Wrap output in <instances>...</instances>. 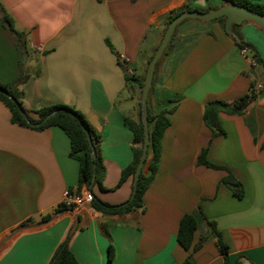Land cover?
<instances>
[{
	"label": "crops",
	"instance_id": "crops-1",
	"mask_svg": "<svg viewBox=\"0 0 264 264\" xmlns=\"http://www.w3.org/2000/svg\"><path fill=\"white\" fill-rule=\"evenodd\" d=\"M223 5V0H0L15 28L27 34L26 63L37 67L38 75L23 86L25 108L71 106L101 135L106 191L92 192L104 203L119 206L133 192L132 179L118 187L133 160V133L124 119H139V91L126 85L123 58L135 76L146 77L173 11ZM238 30L258 57L250 50L242 54L218 22L189 20L178 27L148 99L153 114L171 111L160 168L144 195V210L111 217L112 260L101 231L106 219L90 202L5 241L27 220L41 223L67 190L86 196L89 187H79V163L70 157L62 129L13 124L0 101V264H49L75 225L80 229L69 246L82 264H182L189 255L194 264H224L211 221L228 247V264H264V92L244 115L220 114L224 135L213 137L204 122L209 101L233 102L249 92L251 81L264 84V30L251 22ZM23 56L0 22L1 83L19 77ZM205 148L209 161L227 170L199 165ZM228 170L244 187L242 199L221 182ZM187 213L198 223L194 244L206 238L197 251L177 241Z\"/></svg>",
	"mask_w": 264,
	"mask_h": 264
},
{
	"label": "trees",
	"instance_id": "trees-1",
	"mask_svg": "<svg viewBox=\"0 0 264 264\" xmlns=\"http://www.w3.org/2000/svg\"><path fill=\"white\" fill-rule=\"evenodd\" d=\"M223 1L225 2V4H238L241 6L248 7L261 14H264V3L262 2V0ZM0 10V22L11 34L21 57L24 55L25 52L30 54L29 40L27 34L24 32H20L15 28L12 17L6 12L3 7H0ZM185 10L193 11L199 9L185 6L184 8H181L179 10H175L171 13L168 23L178 14ZM187 21H189V19L183 21L181 24ZM211 22L220 23L223 30L225 31V17L211 20ZM179 26H177L168 47L166 48L160 60L158 61L155 73L157 72L161 60L168 54L169 49L173 46L176 40V32ZM239 27L240 25L234 26V32L239 36V40H235V44L240 49L247 48L248 51L250 50L251 52H255L254 57H258L255 48L252 45L247 44L243 40L242 35L238 30ZM24 67L25 66L21 63L19 77L14 82L9 84H3L0 82V101L4 103L9 109L11 114V122L23 128L32 129L36 131H42L50 127H58L62 129L70 140L71 148L69 155L71 158L75 159L79 163V187H82L83 185L89 187L92 184L93 178H95L93 189L96 188L99 191H106V188L104 186L106 168L103 164L101 152V135L91 127L83 113L71 106L65 104H55L38 110H27L23 104V86L33 75L37 76L38 73L36 72L34 74H31L27 72ZM144 80L145 76L139 78L134 74H128L126 76V85L129 89H136L139 91V93H142ZM152 90L153 85L150 89L149 97L152 93ZM261 92H264V87L262 90L258 91L256 82L251 81L249 92L233 102H226L222 100L209 101L206 104L204 110V122L207 127L212 130L213 137L225 134V131L219 119L221 113L233 116L244 115L247 112L250 104L258 98ZM5 93H7L9 96ZM138 105L139 119L137 121L127 117L124 119L125 125L133 133V160L131 164L122 171L118 187L124 184L129 179H132L134 182L135 171L143 152L144 124L142 120L141 100L138 101ZM22 111L27 114V117L22 114ZM170 112L171 111L153 114V112L149 108L148 121L150 126V143L147 157L144 162L143 170L140 174L139 181L137 182V188L133 198L129 199L124 204H121L119 206H113L104 203L93 194L94 198L91 201V206L97 212L101 213L106 219L101 223V231L110 241V260H112L114 257V246L111 240L110 230L113 226H115V222L114 220H111V217H122L138 210H144V195L153 184L160 168L164 134L171 125V121L168 116ZM85 130L89 131V136L86 134ZM93 153L95 154L94 156H92ZM207 154L208 148H205L201 151L198 157L199 165L213 169L227 170L224 167L212 164L209 161ZM221 182L232 191L233 195L236 198L242 199L244 197L245 191L242 183L229 170L228 174L222 179ZM72 210L73 208H70L64 203H61L57 207V209L54 210L53 213L47 214L41 219V221L49 222L53 219L56 213H62L64 211ZM31 222H33V219L27 220L26 222H24L23 225H27ZM210 224L218 236V246L221 253L224 255V264H228V247L222 241L221 234L217 229L216 223L214 221H211ZM79 229L80 227L75 225L69 231L65 240L56 249L49 264H82L77 260L69 246L73 234ZM197 230L198 223L196 217L191 213L185 214L180 220L179 229L177 233V241L179 245L186 251H189L191 249L193 251H197L206 242V238L201 236L199 241L194 244L195 234ZM190 257L191 255H189L182 264H194L191 262Z\"/></svg>",
	"mask_w": 264,
	"mask_h": 264
},
{
	"label": "water",
	"instance_id": "water-1",
	"mask_svg": "<svg viewBox=\"0 0 264 264\" xmlns=\"http://www.w3.org/2000/svg\"><path fill=\"white\" fill-rule=\"evenodd\" d=\"M221 17H225L226 33L232 36L235 40H239V36L234 32L235 25H241L244 22H251L255 24L257 27L264 30V14L256 12L248 7L241 6L238 4H232V3L225 4L221 6L220 8L210 9L208 11L185 10L181 12L180 14H178L175 18H173L169 22L167 29L165 31V34L148 64L147 73H146V77L144 80V85L142 87V93H141L140 100L142 104V120L144 124V145H143V152H142L141 159L135 171L134 182H133V192H132L130 199L133 198L134 193L136 191L137 182L139 181L140 174L142 173L144 162H145V159L148 153L149 143H150V126H149V121H148V115H149L148 97H149L150 89L154 82L157 63L162 57V55L164 54L166 48L168 47L175 33L177 26H179L183 21L188 20V19L189 20H200V21H211V20H215ZM22 61L24 63L27 62V52H25ZM259 62L261 63V60H259ZM22 114L25 117H27V114L24 111H22ZM85 132L89 136V131L85 130ZM94 155L95 154L93 153L92 156ZM94 180L95 178H93L92 184L89 186V193L92 195L93 198H94V195H93L92 189H93ZM60 214L61 213H56L53 218H55L56 216ZM46 223L47 222H41V223L33 224V225L31 224L23 225L18 230H16L11 235H9L5 239V241L10 239L13 235H15V233L19 231L33 228V227L42 226ZM77 223H78V219H77Z\"/></svg>",
	"mask_w": 264,
	"mask_h": 264
},
{
	"label": "built area",
	"instance_id": "built-area-1",
	"mask_svg": "<svg viewBox=\"0 0 264 264\" xmlns=\"http://www.w3.org/2000/svg\"><path fill=\"white\" fill-rule=\"evenodd\" d=\"M241 52H242V54L245 55L248 53V49L243 48V49H241ZM253 63H255V62H253ZM128 64H129V59L124 57L123 58V66L127 69V72H129L130 75H133V71L131 69H129ZM263 87H264L263 84L260 83L257 85V90L260 91L263 89ZM92 199H93V197L90 193H87L86 196H80L74 190L69 189L65 193V198H64L63 203L66 206L74 209L76 207H80V206L84 205L87 202L91 203Z\"/></svg>",
	"mask_w": 264,
	"mask_h": 264
},
{
	"label": "rangeland",
	"instance_id": "rangeland-1",
	"mask_svg": "<svg viewBox=\"0 0 264 264\" xmlns=\"http://www.w3.org/2000/svg\"><path fill=\"white\" fill-rule=\"evenodd\" d=\"M253 58V57H251ZM23 62V61H22ZM23 65L25 66V70L29 73H34L35 72V68L37 69V67L34 66L33 63L29 62V63H24L23 62ZM140 97H141V93H138V97H137V101L140 100ZM137 107H138V110H139V105L137 104Z\"/></svg>",
	"mask_w": 264,
	"mask_h": 264
}]
</instances>
